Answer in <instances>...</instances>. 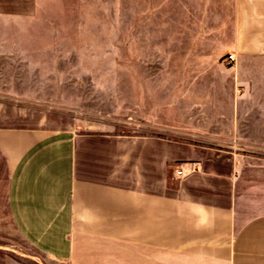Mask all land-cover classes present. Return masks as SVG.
I'll use <instances>...</instances> for the list:
<instances>
[{"label": "crops", "instance_id": "0c3cea01", "mask_svg": "<svg viewBox=\"0 0 264 264\" xmlns=\"http://www.w3.org/2000/svg\"><path fill=\"white\" fill-rule=\"evenodd\" d=\"M177 5L193 6L177 21L197 38L264 60V0ZM35 10L0 0V16ZM177 166L194 171L172 177ZM0 226L50 264H264V162L0 102Z\"/></svg>", "mask_w": 264, "mask_h": 264}, {"label": "rangeland", "instance_id": "374dc122", "mask_svg": "<svg viewBox=\"0 0 264 264\" xmlns=\"http://www.w3.org/2000/svg\"><path fill=\"white\" fill-rule=\"evenodd\" d=\"M184 10L195 13L177 0H36L32 17L0 16V102L264 162V60L226 64L227 37L197 38ZM10 232L0 226V264H50Z\"/></svg>", "mask_w": 264, "mask_h": 264}, {"label": "built area", "instance_id": "2783aa9c", "mask_svg": "<svg viewBox=\"0 0 264 264\" xmlns=\"http://www.w3.org/2000/svg\"><path fill=\"white\" fill-rule=\"evenodd\" d=\"M234 56L229 54L225 57V63L228 65H231L234 62ZM193 167H188V169L185 170L183 166H177L175 170L173 171V174L176 178L182 177L186 172H193Z\"/></svg>", "mask_w": 264, "mask_h": 264}]
</instances>
